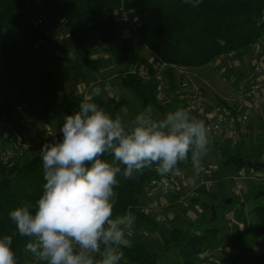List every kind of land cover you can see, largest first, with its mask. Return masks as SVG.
Wrapping results in <instances>:
<instances>
[{
  "label": "trees",
  "instance_id": "trees-1",
  "mask_svg": "<svg viewBox=\"0 0 264 264\" xmlns=\"http://www.w3.org/2000/svg\"><path fill=\"white\" fill-rule=\"evenodd\" d=\"M120 5L121 0H0L1 127L18 107H23L26 99L38 105L39 115L51 122L57 120L62 106L76 108L83 97L64 95L61 92L64 84L60 86L59 83L87 85L97 80L102 63L92 57L91 42L101 45L106 54L123 66L133 67L141 61L150 70L149 60L153 53L169 65L197 69L212 65L218 58L227 57L232 52L238 57L264 37V0H202L198 7H192L185 0H129L130 9L136 13L139 23L137 34L131 37H122L118 31L115 15ZM37 17H42L41 24H38ZM56 24L65 29V37L80 62L65 69L39 68L31 59L32 54L37 49L47 51L53 38L50 29ZM135 36L149 51V60L128 41ZM27 66L32 80L22 76ZM119 73L124 74V70ZM168 77L172 95L160 102L157 85L152 80H144L139 74H127L122 84L132 92L141 110L151 106L162 116L176 108H187L181 94L176 93L178 79L173 70L169 71ZM94 99L113 116L119 115L127 105V100L121 98L104 100L99 96ZM7 141L0 131V147ZM213 149H218L225 165L233 164L238 170L248 168L247 157L221 146L218 138L213 139ZM11 163L6 176L0 178V236L15 231L9 212L21 201L34 203L42 194L45 183L39 153ZM187 164L190 163L181 164V170ZM251 168L262 170L256 166ZM157 175L153 170H145L135 179L126 180L120 176V184L114 189L117 192L114 213L131 211L141 225L156 228L154 217L142 213L137 207L144 188ZM199 192L213 196L205 190ZM192 201L211 212L215 207V220H211V215L195 221L186 220L183 226L173 228L168 235L160 233L163 249L159 253H152L144 245L132 242L131 248L124 249L123 261L159 264L173 254L178 260L175 264H195L197 260L202 264L203 254L224 230L223 225L218 226L224 221L220 211H225L228 206L210 204L199 197ZM240 203V220L230 251L225 256H214L208 264H264V252L250 240L255 236L264 244V182L257 184ZM26 242L27 238L18 234L13 239L17 264H27Z\"/></svg>",
  "mask_w": 264,
  "mask_h": 264
},
{
  "label": "clouds",
  "instance_id": "clouds-1",
  "mask_svg": "<svg viewBox=\"0 0 264 264\" xmlns=\"http://www.w3.org/2000/svg\"><path fill=\"white\" fill-rule=\"evenodd\" d=\"M198 7L202 0H185ZM93 87L63 118L59 138L39 152L45 183L40 197L19 202L9 218L15 231L0 236V264H17L12 248L18 234L25 253L38 264H121L136 216L115 214L119 177L135 179L145 170L179 177L190 163L192 187L211 150L213 130L189 109L157 118L151 106L126 122L95 102Z\"/></svg>",
  "mask_w": 264,
  "mask_h": 264
},
{
  "label": "rangeland",
  "instance_id": "rangeland-1",
  "mask_svg": "<svg viewBox=\"0 0 264 264\" xmlns=\"http://www.w3.org/2000/svg\"><path fill=\"white\" fill-rule=\"evenodd\" d=\"M118 31L122 37H126V33L122 32L120 28H118ZM56 36H59L58 40H55L54 37ZM64 36L65 35H63L62 31H57V32L53 31L52 43L51 45H49V47H47V51L45 52V51H40L39 49H37L32 54L31 59L33 60L36 66H38L39 68H46L48 70H55L58 68L65 69L66 67H68L69 65L73 63L80 62L76 51L74 50L73 47L69 45L66 37ZM128 41H130V43L134 46V49L139 54H141V56H143L146 59L149 57L150 53L145 47L142 46L138 36H135L130 40L128 39ZM100 46L101 45H98L94 42L93 43L91 42L89 44V48L92 49V52H91L92 57L100 60L102 63V68L100 72L96 75L97 80L90 82L87 85L65 84L63 82H60L59 83L60 86L62 84H65L64 86H61V92L64 95H80L84 98V96L88 95L91 92V89L93 87H99L102 90L100 97L106 98L105 100H108L109 98L126 99L127 105L119 111V116H121L122 119L128 122L142 110L139 108L137 100L135 99L132 92L123 86L122 80L124 78V75L130 72L131 69L149 71V68H144L143 63L141 61H137L136 64L134 63L135 66L133 67L123 66L119 62L114 61L108 54H106L102 50ZM120 70H124L125 74L119 73ZM207 70H209V68ZM190 71L192 72V70ZM117 75L119 76L117 77ZM22 76L25 79L32 80L30 68L28 66L23 69ZM156 85L158 88L157 91L159 89H162L159 87L158 84ZM164 90L166 91L167 94H169L166 99L168 100L172 94L170 93V89L169 90L164 89ZM31 101H32L31 99H26L23 102L24 103L23 109L27 110L31 114L32 121L35 120V122H32V124L31 123L26 124V121H25V123H22L21 127L15 132H12L10 130L11 126H9L7 130L12 134V136H10L11 139H13L12 142L16 141L17 138L19 137H25V132L27 131V129L32 130L33 125L40 128L38 125L54 123V122L49 121L47 117L39 115L38 112L40 111V107L38 105H33ZM184 103L188 107V103H186V101ZM65 108H68V107L62 106L61 110ZM71 109H74V108H71ZM61 110H60V113L56 121H62V116H60ZM153 112L157 118L160 117L161 115L160 111L153 110ZM19 113L20 112L15 110L12 116L15 117ZM22 122H24V120ZM0 129H1V126H0ZM213 139H214V136H213ZM12 142L10 143L12 144ZM221 146L223 145L221 144ZM215 150L218 151V149H215ZM39 151L40 149L32 150L30 152V155L33 156L39 153ZM11 167H12L11 160H9L6 164L2 162L0 164V178H4ZM249 167L250 166H248V168L246 169L249 170ZM231 168L232 170L233 168L235 170L234 166H232ZM191 171L192 170L189 167L185 166L183 168L184 176H187V175L189 176L191 174ZM231 172L232 171H229V173ZM219 175H221V173ZM209 181L211 180L209 179ZM230 184H234V183L230 182ZM235 187L236 186L234 184V188ZM223 190L224 191L222 194L220 192V196L226 197V195H228V189L226 190L223 189ZM199 191L200 189L196 190V192L198 193L197 195L200 194ZM207 191L209 193L217 194V192L215 191L213 187L209 188ZM173 193H177V192H172V191L168 193L163 192V195L171 196V199H168L170 205L165 204L164 206V204H161V202H158V204H154L159 207L164 206L162 213L152 215L155 219L154 223H155L156 228H152L149 224L138 226L139 220L136 217V222L133 226L131 236L137 235L139 239H137L136 237L135 238L131 237L132 242H136V243H140L144 245L152 253H159L163 249V242H162L160 233H162L163 235H168L169 232L173 228L183 226L184 221L186 220L195 221L196 219H201L203 215H205V212L207 209H205L204 206H202L200 203H194L191 198L185 197L182 194H178V196H173ZM236 195L231 194V199L234 201V203L228 206V208L225 209V211H222V212L220 211L221 215L222 214L224 215V221H222L218 226L222 227L223 225L224 230L223 232L219 233V237L217 241L213 242V245L209 249V250H212L214 248L217 249L223 246L224 251L221 256H225L227 252L230 251V247L232 246V241L235 235V231H236V228L240 220V211H241L242 205L238 197H236ZM145 196L146 195L143 194V200L145 199ZM184 197L186 198V203L183 205L178 204L179 199L184 198ZM198 197H200V199L204 202H208L210 204H213V203L216 204V202L210 199L208 194L206 193H202ZM218 203L220 204V202ZM246 208H248V206ZM207 211L208 212H206V215H207L206 218H209L210 215H212V212L209 210ZM226 215L233 216V219H234L232 220L233 222L226 221L225 220ZM230 222H232L233 227L231 229H228L226 228L227 227L226 223H230ZM250 240H251V243L255 245L256 248H258V250H260L261 252H264V244L258 238H256L255 236H252ZM25 260L27 264H38V262L35 261L34 257H32L30 253H25ZM122 262L123 264H128L127 262L123 260ZM177 262L178 260H176L175 256L172 254L168 256L166 259H164L159 264H175ZM195 264H200V260H197Z\"/></svg>",
  "mask_w": 264,
  "mask_h": 264
},
{
  "label": "crops",
  "instance_id": "crops-1",
  "mask_svg": "<svg viewBox=\"0 0 264 264\" xmlns=\"http://www.w3.org/2000/svg\"><path fill=\"white\" fill-rule=\"evenodd\" d=\"M62 28V25H60L59 28H56L55 26L52 27L50 29V36H53V31H62L63 35H65V29ZM54 38L55 40H58L59 36H56ZM262 41H264V37L261 38L258 46L250 47L249 50L243 52L238 57H220L212 65L189 70H192L191 73L193 75V80L195 81V83L205 88L207 101L210 106L217 103L227 104L234 109L235 113L238 116L240 130L239 139L233 140L227 134H221L214 137L218 138L221 144L227 147L230 151L236 154L241 153L247 157V160H251L252 162L264 164V91L259 92L257 99L251 100L248 103H244L242 105L238 104L239 94L237 91L239 85H244L250 88L254 83L258 81L254 68L256 64H260L264 67V44L262 43ZM147 60H149V57L147 58ZM143 67L147 68V65L143 63ZM208 68L209 70H207ZM103 99L105 100L106 98ZM21 108L22 110L18 111L20 113L15 117L12 116L0 129V131L8 138V140H10V136H12V134L7 130L9 126H11L10 130L12 132H15L21 127L22 123H25V121L26 124H32V122H35V120L32 121L31 114L27 110H24L23 107ZM74 109L65 108L61 110L60 116H62V121H55L54 123L38 125L40 127V130L44 132L49 128H55L57 125L62 124L64 116L73 112ZM186 109H189L192 114L203 119V116H201L199 113V109L191 107L189 105ZM163 116L164 114L162 116L160 115L159 118ZM23 120L24 122H22ZM8 143L9 141H7L5 145L1 146L0 150L6 148L8 146ZM224 162V158L217 150H211L207 157H205L204 165L207 164L208 169L211 172H214L212 177L209 178L206 175L203 176L201 172L200 177L196 180L198 186L192 187L191 181L194 176V171L191 167V164H187V167L192 170L191 174L189 176H184L183 179L179 178L178 180H176L173 184L172 190L170 191L177 192L173 193V196H178V194L186 195L187 192L195 189L207 191L209 188L213 187L217 194L210 193L213 196L209 198L216 203L220 202V204H222L224 203V201L231 199V194H237L236 197H238L239 201L242 202L246 198V195L257 184L264 182V169L258 171L252 169L251 167H249V170L244 168L241 170L244 171L247 178L241 181L238 190L235 191L234 184H230V182H234L230 178L236 175L238 169H236L235 166V170L234 168L232 170L231 167L233 164L225 165ZM229 171L232 172L229 173ZM220 173L221 175H219ZM253 173H255V175H258L257 178H259V180L248 178ZM200 178H204V180L210 179L211 181H214V183L208 185V187L205 185L199 187ZM223 189H228V195H226V197L220 196V192L222 194L224 191ZM170 191H162L156 188H150L149 191L143 193L146 195L145 199L143 200L142 196L140 204L137 208L143 209L151 205L158 204V202H161V204H164V206L165 204L170 205L168 199H171V196L163 195V192L168 193ZM197 194L198 193L196 192V197L202 194V192H200L199 195ZM206 212L208 211L206 210ZM206 212L203 217L207 216ZM230 220H234L233 216L226 221ZM232 222L226 223V228L231 229L233 227ZM138 226H142L140 222ZM131 237H136L137 239H139L137 235L130 236V239Z\"/></svg>",
  "mask_w": 264,
  "mask_h": 264
},
{
  "label": "built area",
  "instance_id": "built-area-1",
  "mask_svg": "<svg viewBox=\"0 0 264 264\" xmlns=\"http://www.w3.org/2000/svg\"><path fill=\"white\" fill-rule=\"evenodd\" d=\"M115 17L118 22V28H120L121 31L123 30L122 32L126 33V37H131L137 34L139 23L136 18V13L133 12L132 9H130L129 0H121V5L117 10ZM42 20V17H37L38 24H41L43 22ZM55 27L59 28L60 25L56 24ZM260 40L252 46H258ZM262 43L264 44V41H262ZM236 55L237 54L235 52H232L228 54L227 57L235 58ZM149 63L151 65V69L149 71L131 69L130 72L124 74H139L143 77L144 80L154 81L156 84L159 85L160 88H162L158 90V97L159 100L164 101L167 99V93L164 89H170V80L168 77V73L170 70H173L178 79V89L176 93H180L181 100H185L189 106L199 109V113L201 116H203V120H205V122L211 126L213 130V136L227 134L233 140H237L240 138L238 116L235 113L234 109L224 103L212 104L210 106L206 99L207 97L205 93V88L195 83V81L193 80V75L189 69L181 68L175 65H169L161 61L159 57L153 53L151 54ZM254 71L258 78V81L256 83H254L250 88L244 85L238 86L237 91L239 94V105L257 99L259 92L264 91V67L260 64H256ZM118 76L119 75H117V77ZM21 110V107L17 108V111ZM61 126L62 124H59L55 128H49L48 130L42 132L40 128L33 125L32 130L28 129L25 132V137H19L16 141L13 142V139L8 140V146L0 150V164L2 162L6 164L9 160L16 161L23 159L29 156L32 150L41 149V147L45 143L51 142L53 139H58L59 129ZM10 142H12V144ZM202 174L203 176L206 175L210 178L212 177L214 172H211L208 169L207 164H205L202 170ZM257 176L258 175H255V173H253L248 178L259 180ZM246 178L247 177L242 170L237 171L236 175L230 178L236 186L234 188L235 191L238 190L241 181ZM178 179L179 177L171 178L161 177L157 175L144 188V192L149 191L150 188H156L162 191H170L173 188L174 182ZM213 183L214 181L204 180V178L199 179L200 186L204 184L205 186H208ZM196 190L197 189L187 192V194L184 196L193 199L196 196ZM185 197L179 199L178 204H185ZM163 208L164 206L159 207L157 205H151L149 207L139 210L144 214L154 215L162 213ZM231 217V215H226L225 220H229ZM223 251V246L214 250L206 251L202 256V264H208V262L213 261L214 256H221Z\"/></svg>",
  "mask_w": 264,
  "mask_h": 264
},
{
  "label": "water",
  "instance_id": "water-1",
  "mask_svg": "<svg viewBox=\"0 0 264 264\" xmlns=\"http://www.w3.org/2000/svg\"><path fill=\"white\" fill-rule=\"evenodd\" d=\"M246 163H247V165L248 166H256V167H258V168H261V169H264V164H262V163H256V162H252L251 160H246ZM232 203H233V200H226V201H224V203H222L221 205H224V206H230V205H232ZM214 210H215V207H212V215H211V220H215V218H216V213L214 212Z\"/></svg>",
  "mask_w": 264,
  "mask_h": 264
}]
</instances>
